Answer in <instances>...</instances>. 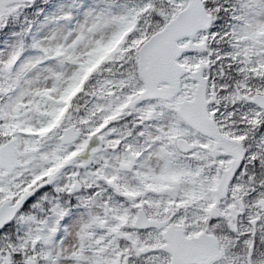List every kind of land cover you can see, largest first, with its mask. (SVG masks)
<instances>
[{"label":"snow or ice","instance_id":"snow-or-ice-1","mask_svg":"<svg viewBox=\"0 0 264 264\" xmlns=\"http://www.w3.org/2000/svg\"><path fill=\"white\" fill-rule=\"evenodd\" d=\"M0 264H264V0H0Z\"/></svg>","mask_w":264,"mask_h":264}]
</instances>
